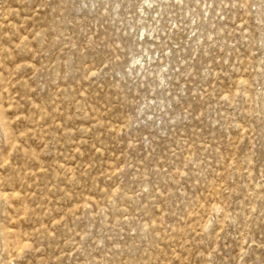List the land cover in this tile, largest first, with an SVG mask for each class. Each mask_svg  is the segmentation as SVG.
Masks as SVG:
<instances>
[{"label": "rangeland", "instance_id": "374dc122", "mask_svg": "<svg viewBox=\"0 0 264 264\" xmlns=\"http://www.w3.org/2000/svg\"><path fill=\"white\" fill-rule=\"evenodd\" d=\"M0 264H264V0H0Z\"/></svg>", "mask_w": 264, "mask_h": 264}]
</instances>
